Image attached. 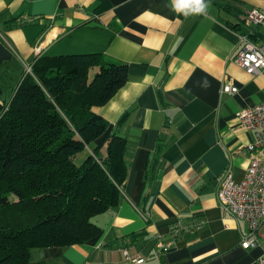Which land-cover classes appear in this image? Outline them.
<instances>
[{
  "label": "crops",
  "instance_id": "obj_1",
  "mask_svg": "<svg viewBox=\"0 0 264 264\" xmlns=\"http://www.w3.org/2000/svg\"><path fill=\"white\" fill-rule=\"evenodd\" d=\"M205 3L186 16L173 0H0V117L39 56L101 53L129 69L92 108L109 123L95 142L104 155L111 135L127 141L121 202L94 217L98 236L35 248L27 264H259L264 244L241 246L248 223L217 195L227 170L244 177L256 140L237 112L264 101V75L234 57L243 34L264 39V26L245 19L264 0ZM161 239L172 245L157 253ZM125 250L145 260L129 262Z\"/></svg>",
  "mask_w": 264,
  "mask_h": 264
},
{
  "label": "trees",
  "instance_id": "obj_2",
  "mask_svg": "<svg viewBox=\"0 0 264 264\" xmlns=\"http://www.w3.org/2000/svg\"><path fill=\"white\" fill-rule=\"evenodd\" d=\"M128 73L101 53L35 59L0 117V264L101 233L93 218L119 205L129 167L124 137L111 135L105 155L95 143L109 123L92 108Z\"/></svg>",
  "mask_w": 264,
  "mask_h": 264
},
{
  "label": "built area",
  "instance_id": "obj_3",
  "mask_svg": "<svg viewBox=\"0 0 264 264\" xmlns=\"http://www.w3.org/2000/svg\"><path fill=\"white\" fill-rule=\"evenodd\" d=\"M247 20L257 26H264V10L257 8L246 11ZM234 61L250 74L264 75V39L253 40L243 34L241 45ZM32 66L27 67V73ZM224 93H233L237 87L226 85ZM240 124L256 134V140L250 143L245 152L249 155V165L244 177L236 181L231 169L227 170L218 190V201L225 213L248 223V232L241 241L245 249L256 248L264 244V101L244 108L237 112ZM174 233H183L185 226L179 222L173 226ZM157 253H162L171 247V242L159 240ZM126 258L132 263H142L145 259L129 254ZM259 264H264V256L259 258Z\"/></svg>",
  "mask_w": 264,
  "mask_h": 264
},
{
  "label": "clouds",
  "instance_id": "obj_4",
  "mask_svg": "<svg viewBox=\"0 0 264 264\" xmlns=\"http://www.w3.org/2000/svg\"><path fill=\"white\" fill-rule=\"evenodd\" d=\"M173 2L176 11L183 12L186 16L190 13H203L207 8L205 0H173Z\"/></svg>",
  "mask_w": 264,
  "mask_h": 264
},
{
  "label": "rangeland",
  "instance_id": "obj_5",
  "mask_svg": "<svg viewBox=\"0 0 264 264\" xmlns=\"http://www.w3.org/2000/svg\"><path fill=\"white\" fill-rule=\"evenodd\" d=\"M96 71V70H95ZM95 71H91V76L94 75ZM32 72V71H31ZM31 72H28V73H31ZM78 161H80V159H78ZM94 219V218H93Z\"/></svg>",
  "mask_w": 264,
  "mask_h": 264
}]
</instances>
